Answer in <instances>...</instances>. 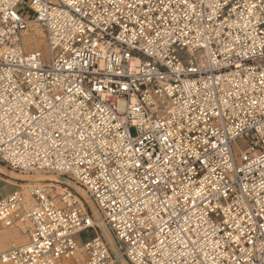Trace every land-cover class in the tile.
Returning <instances> with one entry per match:
<instances>
[{
  "label": "built area",
  "instance_id": "built-area-1",
  "mask_svg": "<svg viewBox=\"0 0 264 264\" xmlns=\"http://www.w3.org/2000/svg\"><path fill=\"white\" fill-rule=\"evenodd\" d=\"M0 163L89 200L1 198L0 264H264V0H0Z\"/></svg>",
  "mask_w": 264,
  "mask_h": 264
},
{
  "label": "rangeland",
  "instance_id": "rangeland-1",
  "mask_svg": "<svg viewBox=\"0 0 264 264\" xmlns=\"http://www.w3.org/2000/svg\"><path fill=\"white\" fill-rule=\"evenodd\" d=\"M24 42H25V46L27 50L35 49L39 47L42 57L44 59L48 58L49 52H48L46 45L43 44V41L41 40L39 41V38L36 35L28 36V38L26 37ZM37 175H42L44 177L57 176L51 173H35V174L18 173V172L11 171L10 169L6 168L3 164L0 163V191L1 193H8V192L12 193L20 189L24 190L21 187L26 184H34L35 181L33 180V177ZM22 178H27V179L29 178V181L28 180L24 181ZM57 178L59 179V183H66V182L69 183V181L64 177L59 178L57 176ZM44 183L45 182H39V184H44ZM70 186L72 187V185ZM59 187L63 188V186L61 185H59ZM59 192L61 193L60 190H58L57 193ZM6 196H3L1 198H4ZM93 214H94V223H95V226H97L96 231L98 235H100L102 238L105 239V241L108 243L110 250L112 251L114 256L117 257L119 254L117 251V245L115 241L113 240L107 228H105L104 224H102V227L104 226L106 230L103 228L101 229L100 226L97 224L98 222L100 223L102 222L94 209H93ZM96 214H97V217H96ZM92 237H93L92 231H86V232L80 233L76 238L78 242L85 243L89 241ZM107 238L111 239V241L108 242ZM25 241H26V237H23V235L19 233V231L13 228H10L9 230H6V229L0 230V250H8L11 248L12 245L22 244ZM66 264H70V261H68V263ZM120 264H127V263L121 260Z\"/></svg>",
  "mask_w": 264,
  "mask_h": 264
},
{
  "label": "bare ground",
  "instance_id": "bare-ground-1",
  "mask_svg": "<svg viewBox=\"0 0 264 264\" xmlns=\"http://www.w3.org/2000/svg\"><path fill=\"white\" fill-rule=\"evenodd\" d=\"M29 31L26 36L28 38V36H32V35H36L38 38H39V41H43V44H45V39H44V36H43V33H42V30L36 25V24H30L29 25ZM36 50H39V47L38 48H35ZM40 53V56L41 55V52L38 51ZM24 181H29V178H22ZM31 180V179H30ZM33 180L35 181L34 184L38 183L39 182H45L44 184H47V185H50V186H55L56 188V191L58 192V190H60L62 192L63 188L59 187V185H57L56 183H59V179L57 178V176H47V177H44L42 175H37V176H34L33 177ZM68 185H70L68 182H66ZM31 185V184H26V185H23L21 188H23L24 190H18V191H15V192H20L22 195H23V200H24V203H25V206L26 207H29L31 205V200L29 198V196L27 195V192H26V188ZM72 187L74 188V190L82 197L84 198L87 202H89L85 192L83 190H81L79 187L75 186V185H72ZM59 188V189H58ZM60 193V192H59ZM96 217H97V214H96ZM100 228L102 229H105L104 226L102 227V223L98 222L97 223ZM10 228L6 229V230H9ZM106 230V229H105ZM20 233V232H19ZM23 235V234H22ZM23 237H26L25 235H23ZM27 240V238H26ZM108 242L111 241V239L107 238ZM14 246V245H13ZM5 248V247H4ZM68 263V262H67Z\"/></svg>",
  "mask_w": 264,
  "mask_h": 264
},
{
  "label": "crops",
  "instance_id": "crops-1",
  "mask_svg": "<svg viewBox=\"0 0 264 264\" xmlns=\"http://www.w3.org/2000/svg\"><path fill=\"white\" fill-rule=\"evenodd\" d=\"M9 193H10V192H8V193H1V191H0V198L3 197V196L8 195Z\"/></svg>",
  "mask_w": 264,
  "mask_h": 264
}]
</instances>
